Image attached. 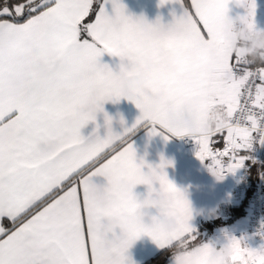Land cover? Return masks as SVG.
Masks as SVG:
<instances>
[{"label": "snow or ice", "instance_id": "snow-or-ice-1", "mask_svg": "<svg viewBox=\"0 0 264 264\" xmlns=\"http://www.w3.org/2000/svg\"><path fill=\"white\" fill-rule=\"evenodd\" d=\"M174 2L182 15L168 25L157 18L156 35L144 41L121 0H0V264H132L128 250L141 236L161 248L176 238L142 222L156 190L175 200L179 238L197 242L191 207L163 171L170 162L148 165L146 175L130 142L138 127L165 140L187 135L165 121L169 106L190 104L202 124L218 110L216 123L192 136L217 179L244 166L254 142L264 145V64L227 51L231 0ZM236 3L254 27L255 0ZM104 53L120 58L118 72L101 63ZM145 59L155 71L129 98L141 114L115 132L103 106L123 98L119 81ZM98 113L106 134L96 124L85 138L81 130ZM137 185L148 188L142 201Z\"/></svg>", "mask_w": 264, "mask_h": 264}, {"label": "crops", "instance_id": "crops-1", "mask_svg": "<svg viewBox=\"0 0 264 264\" xmlns=\"http://www.w3.org/2000/svg\"><path fill=\"white\" fill-rule=\"evenodd\" d=\"M121 2L125 5L127 14L132 17L144 15L150 22H156L157 18H160L161 23L164 25L173 22L174 14L175 17H179L183 13L182 6L174 0H170L162 6L160 0H121ZM188 3H190V0H188ZM255 5L254 28L264 31V25H260L258 22L260 20L264 24V0H255ZM227 7V16L235 20L237 26H240V18L247 15L246 7L236 3V0H231ZM107 11L109 14L112 12L110 3L107 5ZM100 59L101 63L108 64L114 72L119 71L121 63L119 57L104 53ZM103 107L104 112L112 117V128L115 132L123 131L124 127L130 128L141 114L136 105L125 98H121L116 103L108 101ZM121 118L124 121L123 126L120 123ZM96 124L100 125L98 135L102 138L106 134L103 113H98L96 122H89L81 130V134L88 138L96 128ZM186 137L192 136L177 137L170 135L167 140L160 135L150 137L147 127H138L134 134L130 136V142L135 148L137 163L141 159L144 161L143 171H148V165L158 166L161 164L162 159L164 162H170L166 164L164 172H166L168 179L185 193L190 203L192 215L189 225L194 230L193 235L195 237L199 235L197 241L204 239L202 243L219 248L226 242V236L230 235H227V232L223 233L222 228L217 224L208 229L207 223L210 222L214 225L215 221L230 218L229 208L235 203L232 197V183L235 176L234 173H230L227 178L217 179L209 170L206 161L202 163L197 157L193 159L185 158L183 142ZM215 147L222 149L223 141L221 140ZM93 181L101 186L107 183L104 177H94ZM155 186L158 187V185ZM133 191L136 197L142 201L147 196L148 188L147 185H137ZM211 196L213 200L209 203L207 200ZM142 211L147 212L149 215L157 214L155 208L142 209ZM148 218L149 216L146 215L144 220L147 221ZM229 222L238 225L240 221L237 219L229 220ZM5 223L7 224L6 221ZM119 231L117 229V234H119ZM202 232L203 234H200ZM169 246L171 244L161 248L149 236L143 235L128 250V256L132 264H141L161 249ZM168 264H173V260Z\"/></svg>", "mask_w": 264, "mask_h": 264}, {"label": "clouds", "instance_id": "clouds-1", "mask_svg": "<svg viewBox=\"0 0 264 264\" xmlns=\"http://www.w3.org/2000/svg\"><path fill=\"white\" fill-rule=\"evenodd\" d=\"M130 23L135 36L144 41L151 40L158 30L156 22H150L144 15H130ZM223 41L227 51L240 59L248 63L264 64V31L249 27L243 20L237 26L236 21L227 16L223 27ZM154 71L155 64L150 59H145L139 67L119 81L118 90L121 96L127 100L134 98ZM163 115L172 128L182 129L188 136H195L202 128L207 130L216 123L218 110L210 108L205 124H202L200 112L188 103L179 108L169 106ZM152 171L148 169L145 174L152 175ZM180 191L187 200L185 193ZM152 199L150 208H155L157 214L149 215L142 211V222L151 231L176 237L171 242L173 264H264V245L257 249L249 248L241 240L237 244V239L231 236H226V242L219 248L202 242L189 244L186 239L179 238L181 221L174 198L167 192L156 190ZM146 215L149 216L147 221L144 220ZM258 234L264 238V226L258 230Z\"/></svg>", "mask_w": 264, "mask_h": 264}, {"label": "built area", "instance_id": "built-area-1", "mask_svg": "<svg viewBox=\"0 0 264 264\" xmlns=\"http://www.w3.org/2000/svg\"><path fill=\"white\" fill-rule=\"evenodd\" d=\"M197 150V144L194 138L186 137L183 142V153L185 158L193 159L197 157ZM248 155L251 158L245 161L244 166L234 172L235 177L232 183V197L235 203L244 199L246 191L251 187L249 167L253 166L254 183L248 199L246 217L251 230L264 240V238L258 234V230L264 226V145L254 142ZM206 163L208 164L207 161ZM229 176L230 173L226 174L224 178Z\"/></svg>", "mask_w": 264, "mask_h": 264}, {"label": "rangeland", "instance_id": "rangeland-1", "mask_svg": "<svg viewBox=\"0 0 264 264\" xmlns=\"http://www.w3.org/2000/svg\"><path fill=\"white\" fill-rule=\"evenodd\" d=\"M258 22L260 23V25H264L261 23L260 20H258ZM212 200L213 199L211 196V197H209L207 202L211 203ZM234 204H232V205H234ZM229 219H222V220L215 221L214 225H212V223L210 224V222H208L207 228L208 229L213 228L217 224V226L222 228L221 230L223 231V233L227 232V235L229 234L230 236L236 238L237 240H241L243 242V244L247 245L249 248L257 249V248L261 247L262 245H264V240H262L260 238V236H258L256 233H254L251 230L247 217L246 218L245 217L238 218L240 221L238 225L231 224L229 222ZM213 220H215V219H213ZM207 228H206V230H207ZM200 234H203V232ZM198 236L196 237V241L198 239Z\"/></svg>", "mask_w": 264, "mask_h": 264}, {"label": "trees", "instance_id": "trees-1", "mask_svg": "<svg viewBox=\"0 0 264 264\" xmlns=\"http://www.w3.org/2000/svg\"><path fill=\"white\" fill-rule=\"evenodd\" d=\"M185 2L188 3V0H185ZM253 170H254L253 166H250L249 171H250L251 187L246 191L244 199L230 206L229 210L231 213L229 212L230 214L229 220H237L238 218L246 217L247 208H248V199L252 192V185L254 183V171ZM203 240L204 239L198 240L197 242L200 243ZM171 246L161 249L155 255L143 261L141 264H168L172 260Z\"/></svg>", "mask_w": 264, "mask_h": 264}]
</instances>
